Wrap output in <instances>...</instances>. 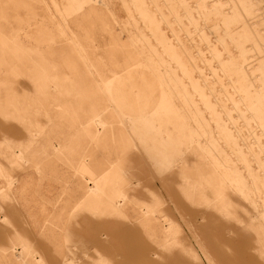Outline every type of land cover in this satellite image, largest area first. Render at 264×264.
<instances>
[{
    "label": "rangeland",
    "instance_id": "obj_1",
    "mask_svg": "<svg viewBox=\"0 0 264 264\" xmlns=\"http://www.w3.org/2000/svg\"><path fill=\"white\" fill-rule=\"evenodd\" d=\"M0 264H264V0H0Z\"/></svg>",
    "mask_w": 264,
    "mask_h": 264
}]
</instances>
